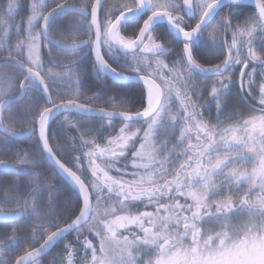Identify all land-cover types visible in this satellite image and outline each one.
Instances as JSON below:
<instances>
[{
	"label": "snow or ice",
	"instance_id": "snow-or-ice-1",
	"mask_svg": "<svg viewBox=\"0 0 264 264\" xmlns=\"http://www.w3.org/2000/svg\"><path fill=\"white\" fill-rule=\"evenodd\" d=\"M0 169V264H264V0H5Z\"/></svg>",
	"mask_w": 264,
	"mask_h": 264
},
{
	"label": "trees",
	"instance_id": "trees-1",
	"mask_svg": "<svg viewBox=\"0 0 264 264\" xmlns=\"http://www.w3.org/2000/svg\"><path fill=\"white\" fill-rule=\"evenodd\" d=\"M226 11H227V10H226ZM239 20L242 21V20H243V17H240ZM235 22H236V21H234V23H235ZM257 43H258V42H257ZM53 53H54V55H57L60 59H64L65 57L71 55V53H67V52H64V51H62V50H58V49H56L55 47L53 48ZM64 62L66 63L67 60L64 59ZM86 65H87V64H86ZM89 68H90V66H89ZM94 81H95V75L92 74V73L89 71L88 76H87V78L85 79V88L87 89V87H88L89 85H91V86L94 87V88H95V87H99L100 85H99V84H95ZM106 83L108 84V88L102 90V91H103V95H102L101 98L97 101L98 104H103V101L106 100L108 96L113 95L114 85L112 84L111 81H109V82L106 81ZM118 88H119L120 91H122V92L125 90V88H124L123 85H118ZM135 88H136V84H134V86H133L131 89H129L130 92H131V91H134ZM89 94H90V93L86 90V91H85V95H89ZM205 116H206V113H205ZM115 124H116L117 129H118V127L120 126V121H115ZM61 142H63V141L61 140ZM18 143H19L20 145L24 146V147H28V145L31 143V141H29V140H27V139H22V140H18ZM47 167H48V165L45 164V165H44V169L47 170ZM16 178H17V177H16L15 173H12V172H10V171H2V170H0V181H8V182H11L12 180H14V179H16ZM19 179H20L21 185H26V184L29 183V179H28L27 177H20ZM42 182H46V181H42ZM56 182H57V183H60L59 179H57ZM69 191H70V190H69ZM66 195H68V192L61 193L59 199H60L61 201H63V198H64V196H66ZM46 207H47V206L45 205V208H46ZM3 224H4V223H0V225H3ZM72 235H74V234L69 235L68 239H71V238H72ZM62 246H63V242H61L60 245H57V246L53 249V251H52L51 253H49L47 256L43 257V258L41 259V263H43V264H49V262H50V261L52 260V258L54 257V254H57L58 252L62 251ZM58 247H59V248H58ZM57 248H58V249H57ZM56 249H57V250H56Z\"/></svg>",
	"mask_w": 264,
	"mask_h": 264
},
{
	"label": "rangeland",
	"instance_id": "rangeland-1",
	"mask_svg": "<svg viewBox=\"0 0 264 264\" xmlns=\"http://www.w3.org/2000/svg\"><path fill=\"white\" fill-rule=\"evenodd\" d=\"M29 2V0H23V3L25 4V6L27 5V3ZM5 3V0H0V5L4 4ZM20 16L24 17L26 19L27 17V8L25 7V11L21 12L20 13ZM19 19V17L17 18ZM15 36L13 37V42L15 41ZM233 99H235V97H233ZM212 115L214 116L215 115V109L213 108L212 110ZM206 116H207V113H206Z\"/></svg>",
	"mask_w": 264,
	"mask_h": 264
},
{
	"label": "flooded vegetation",
	"instance_id": "flooded-vegetation-1",
	"mask_svg": "<svg viewBox=\"0 0 264 264\" xmlns=\"http://www.w3.org/2000/svg\"><path fill=\"white\" fill-rule=\"evenodd\" d=\"M226 10H227V9H225V11H226ZM169 38H170V37H169ZM174 56H175V54L173 55V58H174ZM213 62H215V61H213ZM85 64H88V61H87V60H85ZM109 81H110V80H108L107 82H109ZM134 84H136V82H129V83H128V89H131V88L134 86ZM118 85H121V84H116V85H114V89H115V88H118ZM97 104H98V103H97ZM116 121H119V120H116ZM55 247H56V246H55ZM55 247H54V248H55ZM54 248H53V249H54ZM58 248H59V247H58ZM58 248H57V249H58ZM57 249H56V250H57ZM52 251H53V250H52ZM52 251H51V252H52ZM51 252H50V253H51ZM47 255H48V254H47ZM47 255H46V256H47ZM55 255H56V254H54V256H55ZM44 257H45V256H44ZM41 259H42V258H41ZM41 264H43V263H41Z\"/></svg>",
	"mask_w": 264,
	"mask_h": 264
},
{
	"label": "water",
	"instance_id": "water-1",
	"mask_svg": "<svg viewBox=\"0 0 264 264\" xmlns=\"http://www.w3.org/2000/svg\"><path fill=\"white\" fill-rule=\"evenodd\" d=\"M22 139H25V138H20L19 140H22ZM0 170H2V171H6V170H3V169H0ZM10 172H11V171H10ZM0 223H5V221H4L2 218H0ZM52 250H53V249H51L47 254H49ZM47 254L43 255L41 258H43L44 256H46Z\"/></svg>",
	"mask_w": 264,
	"mask_h": 264
}]
</instances>
